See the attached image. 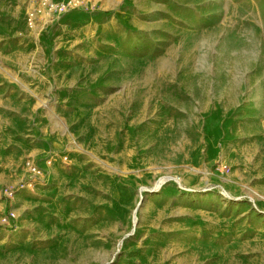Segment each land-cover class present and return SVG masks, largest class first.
<instances>
[{
    "label": "rangeland",
    "instance_id": "obj_1",
    "mask_svg": "<svg viewBox=\"0 0 264 264\" xmlns=\"http://www.w3.org/2000/svg\"><path fill=\"white\" fill-rule=\"evenodd\" d=\"M81 2L0 0V264H264V0Z\"/></svg>",
    "mask_w": 264,
    "mask_h": 264
},
{
    "label": "built area",
    "instance_id": "obj_2",
    "mask_svg": "<svg viewBox=\"0 0 264 264\" xmlns=\"http://www.w3.org/2000/svg\"><path fill=\"white\" fill-rule=\"evenodd\" d=\"M82 0H62L57 2L55 0H44L50 11H66V9H75L81 6Z\"/></svg>",
    "mask_w": 264,
    "mask_h": 264
},
{
    "label": "crops",
    "instance_id": "obj_3",
    "mask_svg": "<svg viewBox=\"0 0 264 264\" xmlns=\"http://www.w3.org/2000/svg\"><path fill=\"white\" fill-rule=\"evenodd\" d=\"M117 264H133V263H129V262H119Z\"/></svg>",
    "mask_w": 264,
    "mask_h": 264
}]
</instances>
